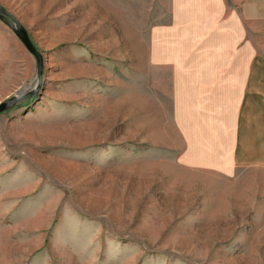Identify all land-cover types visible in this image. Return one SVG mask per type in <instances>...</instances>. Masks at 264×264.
I'll list each match as a JSON object with an SVG mask.
<instances>
[{"label":"rangeland","instance_id":"374dc122","mask_svg":"<svg viewBox=\"0 0 264 264\" xmlns=\"http://www.w3.org/2000/svg\"><path fill=\"white\" fill-rule=\"evenodd\" d=\"M170 0H0V264H264V172L178 164ZM4 18V19H3ZM14 25V24H13ZM34 92V93H33Z\"/></svg>","mask_w":264,"mask_h":264},{"label":"crops","instance_id":"0c3cea01","mask_svg":"<svg viewBox=\"0 0 264 264\" xmlns=\"http://www.w3.org/2000/svg\"><path fill=\"white\" fill-rule=\"evenodd\" d=\"M146 50L169 72L178 164L264 172V0H170Z\"/></svg>","mask_w":264,"mask_h":264},{"label":"water","instance_id":"95a60500","mask_svg":"<svg viewBox=\"0 0 264 264\" xmlns=\"http://www.w3.org/2000/svg\"><path fill=\"white\" fill-rule=\"evenodd\" d=\"M0 15L8 17L13 22L14 25L12 23L8 22L7 20H4V22L9 27H11V29L14 31L15 35L17 36V38L19 39V41L21 42L23 47L26 49V51L32 57H34V59L36 61V73H35L36 85L33 88V90L36 91L38 86H41V84H42V80H41L42 71H43L42 55L35 49L34 45L32 44V42L30 41V39L28 37L26 30L20 24H18L8 13H6L1 7H0ZM25 91H26V88H24V87L19 89L15 93V95L12 97L11 100L0 104V113L3 112L8 107L13 106L14 104L18 103L19 101L27 98L28 96H30L32 94V93L31 94H24Z\"/></svg>","mask_w":264,"mask_h":264}]
</instances>
